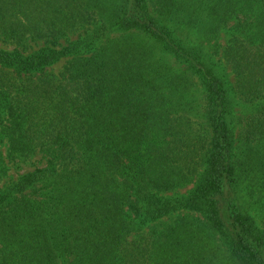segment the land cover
Instances as JSON below:
<instances>
[{
	"label": "trees",
	"instance_id": "16d2710c",
	"mask_svg": "<svg viewBox=\"0 0 264 264\" xmlns=\"http://www.w3.org/2000/svg\"><path fill=\"white\" fill-rule=\"evenodd\" d=\"M150 2L0 0V264H264V0Z\"/></svg>",
	"mask_w": 264,
	"mask_h": 264
},
{
	"label": "rangeland",
	"instance_id": "374dc122",
	"mask_svg": "<svg viewBox=\"0 0 264 264\" xmlns=\"http://www.w3.org/2000/svg\"><path fill=\"white\" fill-rule=\"evenodd\" d=\"M149 9L152 12L153 15L158 16L156 9L152 6L150 0H148ZM176 35L178 36L179 40L184 44L188 46H194L199 47L203 50H207L209 55H211L214 60V62L217 64L219 69H221L223 72H225V75H227V79L229 82L234 84L235 80L232 76L231 67L229 64L223 59L222 53L223 48L232 32L228 27H224L219 30V33L210 41H205V39L202 36V32L199 30L195 31V29L191 26H183V25H175L173 26ZM90 28H81L76 31V33L70 35L71 39H76L79 36H84L86 32H89ZM130 33H113L111 34V37H124V35H129ZM136 34V33H134ZM45 42L43 41H37L32 42L30 44V49H36L42 45H44ZM60 43H64V40H62ZM14 47L13 43L5 42L0 38V48L1 49H11ZM67 59H63L57 64H55L51 69L54 72H58L62 69L63 65L65 64ZM170 62L173 64L175 68H180L182 64L178 62V60H174L173 58H170ZM236 100L238 102H241V98L239 96L236 97ZM249 109L242 104L238 107V114L243 115L245 113H248ZM6 146V145H5ZM6 149L4 146L0 145V189L3 188L5 185L10 183V181L13 180V177L18 176L19 174L25 172L26 170H30L34 168V166H42L45 163V157L41 153L35 154L31 159L27 160V162H18L16 164L12 163L7 158L6 155ZM12 179V180H11ZM177 214L172 215L168 218V220H172L175 218Z\"/></svg>",
	"mask_w": 264,
	"mask_h": 264
}]
</instances>
